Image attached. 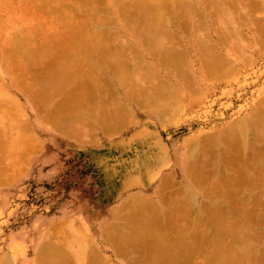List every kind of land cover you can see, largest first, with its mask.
<instances>
[{
	"label": "rangeland",
	"instance_id": "1",
	"mask_svg": "<svg viewBox=\"0 0 264 264\" xmlns=\"http://www.w3.org/2000/svg\"><path fill=\"white\" fill-rule=\"evenodd\" d=\"M122 1H123L122 3L125 2L127 3V1L128 3H130L129 1L132 2V0H127V1L122 0ZM226 1H228V3L225 6H221L222 9H220V11L216 10L215 6L213 7L205 6L209 14L208 15L206 14L207 13L206 10L199 11L196 14V16L192 17V21H193L192 24L188 23L185 17L182 16L177 17L180 19L181 18L186 19V23L193 26L181 27L176 24L177 26L175 27L174 20L172 18L173 16L171 17V15L174 13L172 14L168 13L170 15L169 19L173 23V24L171 22L168 23L169 24L168 28L170 32H172L171 34L169 33L170 37L172 35L171 39L173 43L175 42L173 46L175 47V50H184V49L186 50V51L184 50V52L181 51L183 52L180 55L182 57H180L177 60L176 58L173 59V62L176 60L175 67L179 65L180 68L173 71L174 74L176 73L174 76L178 78L174 76H170L167 70L170 67H166L168 65L164 67L160 66L157 69H155L153 66L158 65L159 62L156 63L157 60L151 56L153 55L152 53L153 50L151 51V48L146 49L145 44L144 43L141 44L140 39L138 38L137 35L134 34L131 35L129 32L124 33L123 32L124 26H118V23H125L124 25H126L127 27L129 26V28L132 25H137L136 21L134 22L133 18H131L132 21L130 20V23L126 22L125 19H123L128 16L129 12L130 14L132 13L135 14L136 11L134 12L132 8L128 10L129 12L125 11L123 13L124 16L126 15L125 17L124 16L121 17L120 15L121 13L119 14V12L121 11L118 10V12L114 13L113 10H110L111 8L105 3V0H97L96 3L95 2L92 3L93 5L95 4L94 5L95 12H92L94 11L93 9L91 10V12L89 11L91 7L93 8V5L91 3L87 4L88 6L85 7H80V6L79 8L77 7L78 9L84 11L88 15V17L91 16L90 17L91 19L96 13H97L96 15L99 16L100 18L104 17L101 14L106 13V16L104 18L111 19V22L112 21L114 22V23L112 22L110 25H107L109 27L106 26L104 32L108 34V32L106 31L109 30L111 32V35L116 32H118L119 35L111 36L110 34H108L110 35L109 36L110 38L109 39H107L108 37L101 38L99 40L101 41L99 42L101 44L98 45L100 47H106L105 45L103 46V44H105L104 42L107 43L109 41L111 43L110 44L108 42L110 45H113V42H116L119 44V46H116L114 48L106 47L107 50L109 49V51L102 52L101 57L103 58V60H111L115 57L118 58L120 57L122 60L124 59L125 61L129 62L133 66V68L137 69L136 71L138 73L137 76H143V75L152 76L151 79L155 80V85L159 89L160 96L163 97L165 101L169 97V99H171L170 100L171 103L173 104L175 103L178 106V108H176L175 105L174 109L171 110V112H167L169 115L168 114L166 115V113L165 115H163V113L162 114H158V113L156 114V112L154 113L152 109H149L150 111H146L147 108L145 106H138L137 103L136 104L134 103L135 99L134 100L131 99V101H129L130 100L129 98L125 100L123 99L121 101V103L125 105L123 109L127 108V106L129 108L127 110V113H126V109L123 111L126 113V114L124 113L125 115H123L122 112L120 111L119 112L120 119L119 121L116 120L118 122L112 123L115 121L113 119L114 121L111 120L110 125L108 123L104 124V125L108 124L111 127L112 126L116 127L115 125L117 123H120L119 126H117L119 130L113 128L114 132L111 131L112 132L111 133L108 129V128L111 129V127H108L107 125L106 126L107 130H104L105 126L102 124H101L102 126L99 125V119L93 120L87 116L86 117L84 116L86 119L85 118L76 119L75 120L76 122L74 121V119L70 120V123L71 122L72 123L70 126L71 128L67 129L68 131L61 126L66 124L68 122V119H66V122L64 121V124L61 121L63 119H59L60 123H62L59 127L58 121H53L50 118L51 111L55 112L56 110L53 109V107L56 104L57 108H59L61 106V104L60 106L58 105L59 100L62 99V97H65V95L67 96L69 94L71 98L70 96H68V98L65 97L66 101L65 102L63 101V103L66 104L68 99L70 102V100H72L73 98V101L75 100L73 104H76L78 103L76 102L77 101L76 99L78 98L80 99V97L77 94L79 89L85 87L82 89L83 91L81 95L82 96L85 95L86 97L87 91L85 92L84 89L86 90L89 89V87H87L88 85L83 86L82 84L81 88L77 87L79 84L76 85L78 80H79L78 83L82 81L80 79L82 74L80 70L82 69V71L83 70L85 71V69L87 68L84 66L85 64L87 65V62L85 63L84 60L87 61L86 58L89 59L88 54L84 53L85 50L83 49L84 51H82L80 49L83 47L85 48L84 42H83L84 45L78 46L77 44H81L82 42H77L78 39L74 38L76 40L75 43L76 45L69 48L68 46L67 48L66 47L63 48L62 47L63 45L61 47L60 45L59 47H57L56 46L57 43L56 45L53 43V45H55L53 47H56L54 52H52L53 50L52 51L45 50V54H43L44 51L43 52L41 51L42 53H38L39 50L38 47L36 48L35 51L33 50L30 51L33 52V55L35 56L34 58L36 60L42 61V63L44 64L46 62H49L51 59H53V56L56 57V54H58L57 52H59L61 49H64L62 50V52L60 51L61 55L60 56L57 55L58 57H60L58 59L61 64L64 59L70 61V58L77 59L79 55L80 57L83 55L82 58H84L83 60L84 64H81L83 63L81 62L80 63L81 69H79V71L75 70L76 72L78 71V74L76 76L73 75V77L75 76L74 77L75 80L72 77V79L74 80L72 82L74 90L71 89V87L65 88L66 91H58L60 90L59 88V89H55L54 90L55 92H53L52 89H49L52 91V97L53 95L55 97L57 96L55 95V93L58 94L57 98L54 97L51 100L48 99L50 97L49 93L51 91L49 92V90H47L43 92L44 94L40 93L41 95L39 94V92L38 93L35 92L36 90L39 91L42 88L37 89L34 87L35 85H39L37 84L38 83L37 81H40V80L36 81V79H34V75H36L37 72V78L38 76H40L41 78L42 77L41 74H44V72H39L40 70L39 71L34 70L41 65L39 64V61H37L38 63L36 62L38 65L36 64L35 66V63L33 65L34 68L33 71L35 72H31V68H29V71L32 74L31 73L29 74L27 72L28 69L25 70L26 71L25 74L22 72L23 70L20 71L16 69L18 67L17 64L20 63L19 61L21 60V63H25L24 60L23 59L17 60L16 58H12V53H10L11 49H13L14 47V45H12L14 42L13 40L14 36L16 35V33L19 32L20 27H27V26L31 27L37 25L41 28L42 26L40 30L42 29L43 30L39 31L40 34L39 32L38 34L36 33L37 34L36 40L39 37L40 39H38V41L41 40L48 41L47 40V38L49 37L48 35H53L57 33L55 32L56 30H58V32H62L63 30H60L58 28L61 27L64 28L63 26L64 22L61 23L62 21H59L58 19H57L58 21L56 19L54 22L50 21L51 18L54 17V13H57V16L59 15L64 16L65 19L66 17L70 18L69 22L72 23L78 22L77 25L81 20H83L82 21L83 23L86 22V19L89 20L90 18L88 17L86 18V16L80 15L82 11L81 12L79 10L77 11L76 6H78L79 4L77 3L78 4L77 5L74 2L70 3L71 1L70 2L63 1V4L69 6L68 7L69 11H67V7L66 9L65 8L63 9L61 7V9H58L54 13L46 12L45 14L38 13L39 14L38 15L35 14L37 13L35 11L33 13V11L31 10L32 8L28 7L27 4L26 6L20 4L21 0H0V23H2L0 25V264H36L35 248L37 247V243H39V241L46 244L45 248L50 247L49 250L47 249L48 252H50V253L47 252L48 254H51V252L53 254L54 253L53 251L55 249L60 251L61 255L63 254L61 256L62 260H60L59 262L61 264L64 263L91 264L90 258L91 256L93 257L94 252L95 253L99 252L98 255H100L99 257H101V259H99L101 263L99 262L98 264H129L133 262L132 258L133 259H135L136 257L138 258V256L140 255L144 256L143 254L145 253H141V252H137L139 254L136 253L134 254V250L132 249L134 248L136 250L137 247L129 248L127 252L129 250L133 252L129 251L130 253L129 252L126 254L124 253L123 254L124 256L118 254L117 252H114L115 250L113 245L111 244V242L108 241V239L106 240V237L103 236V233L100 231L99 224L98 227L96 226V224L103 219V212L101 211L103 202L105 201V203H107L108 200V199L102 200L100 197L102 196L103 193L107 191H110V193H112L113 195V192H115L114 190L116 189L112 187L107 188V187L96 186L103 181H106L107 183H109L110 181L125 183L126 185L125 188L120 190L122 191V194L125 193L124 194L125 196L126 195L127 197L130 196L127 198L126 202L131 197H134L136 199L140 198L139 200L141 201L145 200V198L146 199L148 198L147 200L157 201L158 199L155 196L156 195L155 191L158 189L161 179L163 178L162 176L165 174L164 177H168V179L165 178V181L167 182L170 179L168 182L171 184V186L169 183H168L169 185H167L170 186L169 188L165 186L166 188L163 191L168 192V195L167 193L164 192L163 195H165L166 198L165 200L169 204L170 202L172 203V201L174 200L173 199L170 202L169 200H167V197L172 195L170 193H177L178 196L180 194V190H178L179 188L177 187L181 188L180 184L183 175L181 173L182 165L183 164L187 165L188 162L193 161V158L194 161H197L199 159L195 160V158L200 157L201 159L202 155H204L207 152H211L214 155V156L211 155V158L212 156L215 157L217 162L216 165L217 168H215L216 167L215 165H214L215 167L213 166L214 163L212 164L215 170L218 171L216 173L219 174L221 165H222L221 168H223V174L222 175L219 174L221 176V179L219 181L221 182V180L224 179L226 180L225 181L226 183L227 181L229 182V184L231 182V184H233V186L235 187L236 184L233 182L236 181V177H234L235 181L233 180L229 181V179L231 178L232 175L235 176V174L232 173L234 170L237 169L239 170L238 167L240 166L237 165L240 164H238L239 162H237L236 164L235 161H238V158H241L242 161L244 160L243 156L239 157L240 154H244L242 153L244 151L240 150L242 152L238 155L237 154L238 152L236 151L237 150L239 151L240 148L238 147L237 150H234L236 153L235 154L236 158L234 156V153L233 154L231 153L230 147L232 148L233 151V149H235V147L237 146L234 143L235 135L239 136L238 132L234 128V123L240 120L241 118H245V120H249L251 119L250 116L251 112L258 111L259 113L258 116H260L257 119L259 120L260 118V121L259 122L256 121L257 124L259 125L258 130L261 129L262 127L260 125H263L264 127L263 124L264 121L261 122V119H264V104H263L264 102H262L264 100V0H239L237 3H235L236 0H232V2L230 3L229 1L231 0H226ZM206 3L210 4L208 1ZM19 4L20 6H18ZM73 4H75L74 5L75 9L74 8L73 9L77 11L76 13H80L79 15H77L75 11H74L75 13L74 15L70 13V10H72L71 7H73L70 5ZM96 9L101 14H98ZM132 10L133 12H131ZM92 13L94 14L92 15ZM175 13L180 15L179 10L176 11ZM57 16H55V18H57ZM130 17L132 16L130 15ZM117 19L121 21L118 22ZM180 19L179 21H181ZM52 20L54 19L52 18ZM82 22H80V24H82ZM72 26H74V24ZM194 26L196 28L197 27L199 28L196 29ZM68 28L70 27L68 26ZM48 29L51 30L52 32L48 31ZM70 30L71 29L69 30L66 29V32ZM94 31H96V29H94ZM38 35H40L41 37ZM67 36H64L65 38L63 36L59 38H61L60 39L61 41L63 40L67 41V39L70 40V38H67ZM173 36L175 38H173ZM171 39H169L168 41H170ZM180 40L182 41V43H180L181 42ZM205 40L207 41V46H209V44L213 46V48H210L212 52L211 55L218 56V58L215 57V59L218 64L221 63L218 66L217 72L213 77H209V73H211L209 66H207L206 64L205 66L200 65L201 61L200 60L198 61V56H197L200 54L194 55L193 52L191 51L194 50L195 48L194 45H198V47H200L201 45L200 41L203 42ZM168 41L164 43L168 44L167 43ZM197 41L199 43H197ZM121 42L123 43L122 47H121ZM212 42L214 45L212 44ZM53 47L51 46V48ZM65 51H67L68 54L65 53ZM97 51H100V49H97ZM76 52H78V54ZM65 54H67V59L65 58L66 56H64ZM207 54H205L204 56H207ZM82 58L80 59L78 58L77 60H82ZM28 63H27L28 66L33 64L32 62L30 64ZM84 67L85 69H83ZM20 72H22L23 74L21 73L19 75ZM94 74H96V76L98 75L97 73ZM106 74H99L100 76L98 75V77H100L104 81V83L107 84L108 79L106 78L107 77ZM30 75H32V77ZM47 75L49 74H44L43 76L46 77ZM92 75L93 74H91V76ZM83 78L84 77H82V79ZM31 79H33L35 82H33V80ZM18 80L19 81L22 80V81L19 82ZM24 80H26L25 83H23ZM20 83L21 84L23 83V85H21ZM29 83L33 85L29 86ZM109 84H108L109 87L113 88L111 83ZM71 90L73 91L71 92ZM118 90L115 91L114 93V90L111 89L112 92L111 99L112 98L117 99L121 95L122 93L121 90H123V88H121V90L120 89ZM76 91L77 93H75ZM47 92H49L48 97H46L47 95H45ZM79 92L81 93V91ZM42 95H44L45 98H47L48 100H50V102L51 101L52 102L51 103L47 102L48 100L46 99L45 102L42 103L41 101H44L42 99L40 101L41 103L38 106L39 103L38 97L41 98L43 97ZM73 95L76 96V98ZM33 97L37 99H34ZM89 97L87 95V97L85 98V102L87 100V102L92 103L93 102L92 98L90 99ZM34 101L37 103H35ZM82 101L80 100L81 103H79L78 105L79 107L83 105ZM46 102L48 104H46ZM63 103L62 105H64ZM40 110L44 111L45 113L41 115L38 114ZM46 114L48 116L44 118L43 116H46ZM123 116L124 118L122 119L121 117ZM253 120L255 122L256 119ZM73 121L75 123H73ZM120 121L125 124L123 123L121 124ZM108 122H110V120ZM56 124H58V127L55 126ZM255 124L254 126H256ZM55 128L58 131L65 133L66 135H68V133L73 131L74 133L71 132L70 134H73L72 136H75L76 140L55 131ZM256 128L252 127L248 129L251 140L253 139L251 135L252 134L254 135L253 141H255L256 139H257L256 141H258L261 138H264V135L261 134L263 129H261V132L259 133L260 130L255 131ZM98 129L100 130L103 129L104 130L103 133L106 134L108 138L103 139L99 135V132L97 131ZM83 131H86V133L80 137L76 136ZM105 131H107L109 134L105 133ZM70 134L69 136H71ZM230 138L232 142H228V139ZM261 141L262 143L254 142L250 146H253L255 143H257V146L258 144H261L260 146H262L264 143V139H261ZM250 143H252V141ZM233 145L236 146L233 147ZM258 147L257 148L255 147L256 150L258 149L257 152L259 153L261 152L264 155V152H262V148L264 147V145L263 147H261V149ZM249 148L250 149L248 150L251 151H253L252 149H255L253 147L252 149L251 147ZM226 150L227 151L229 150L228 152H230V154L227 153ZM254 154H255L254 156L257 157L259 155L256 152H254ZM228 155L229 156L231 155V157H229ZM206 156L210 157V155H206ZM206 156L203 157L206 159L207 158ZM220 156L224 158L222 157L220 158ZM262 156H259V158ZM227 157L229 159L231 158L232 160L237 159L233 161V163L235 164H232L233 167L236 165L237 168L230 167L231 159L227 160L226 159ZM257 157L253 158V160L256 158L255 159L256 164H254V162L251 161L252 162L251 164H254L256 166L249 165L250 161L247 160L249 164L246 163V165L251 166L252 171H250L251 170L250 168L246 167L248 170L246 169L245 172L250 171L251 173L248 172L249 176H247L248 174L246 173L244 174H246V176L249 178H251L252 175L254 176V174L257 173L256 169L258 167L259 169L260 167L261 169L264 168V156L262 159L260 158L261 160L257 159ZM204 158L203 160H205ZM162 159L164 162L161 161ZM222 159H226L230 163L228 165L227 163L226 165H224V163L221 162ZM251 159L252 158H250L249 160ZM258 160L260 163L257 162ZM197 162H193V163L197 164ZM201 162L202 161L200 160V163ZM244 162L245 161H243V163ZM193 163L191 162V164ZM218 163L219 164L221 163V165H218ZM199 165L201 166V164ZM203 165L205 167L207 163ZM208 165L211 166L210 164ZM208 165L206 167H209ZM243 165H245V163ZM204 167H201L202 169H199L198 167L196 168L197 169L196 171L200 170V172H198V174L200 173L199 174L200 176L198 177L201 176L203 177L205 176V178L208 177L207 178L208 181L210 180L212 181V179L213 181L219 179L218 178L219 175L216 176V173H214L216 178L213 177L214 175L211 177L208 174L212 179L209 178L207 173H210V171L208 172L206 170L208 168L205 167L204 169ZM229 167L233 169V171L230 172ZM190 168H192V166ZM214 168L211 169L209 168V169L214 170ZM51 169L55 170V173L48 171ZM259 169L258 171H262ZM190 171L192 172L193 170L191 169ZM237 172L239 174L240 171ZM263 172H261V176ZM45 173L46 176L44 175ZM203 173H206V175L205 174L203 175ZM194 174L191 173V175ZM212 174L213 173H211V175ZM230 174L232 175L230 176ZM258 175L260 176V174ZM222 176L224 178H222ZM256 178H258V176ZM248 179L246 181L247 182L250 181L253 184L255 178L253 181L251 179L249 180ZM201 180L204 179L201 178ZM257 180L258 179H256L257 182L256 184H258L259 186L258 182L260 181V179L259 181ZM262 180H264V178ZM246 181L245 184L242 185V187L243 186L246 187L247 184L248 185L250 184V182L247 183ZM176 184L179 185L177 186ZM223 184L221 185L220 183L222 188L224 187ZM239 184L241 185V182H239ZM240 185L238 186L239 188ZM253 185L256 188L255 191L250 190L252 187H246L245 191L246 190L248 191L247 192L244 191V192L250 195L246 194L247 195L246 196L244 192L238 193L239 194L238 196L240 197L242 195L243 196L241 198L237 197V201L241 203L243 208V204L245 203L244 201L246 199H247L246 202L249 201L250 198L256 200L254 201L253 199H251L252 206H251V200L250 202H247V205L249 203V207L251 206L250 212L252 211L254 215L257 214L259 217H261L260 220L259 217L257 216L258 219H256V217H253L254 220L252 219L251 221V219H249L251 218V216L250 217L248 216L249 220L247 221L246 219V221L245 220L244 221L245 222L251 221L250 226L254 227L252 229L256 231L252 230L250 227V229L253 232V236L249 235V237L250 236L251 238L256 237L257 239L258 237L257 235L264 231V216L262 217V214H264V202H263L264 183L262 182V184H260L261 185L260 188L257 185H255V182ZM173 189L175 190L174 192ZM243 190L244 189H242V191ZM142 193H147L146 194L147 196L146 195L144 196V194ZM119 195H121V193ZM227 195H226V199H224L223 201L226 200L230 201L231 198L229 199L228 197L230 196ZM222 196L225 197V195ZM243 197L245 198L243 199L244 201L241 200ZM165 200H163V202H165ZM175 200L174 202L179 201L180 203L181 201L180 196H179V200L178 199L176 201ZM139 202L138 200L136 201V203L138 204ZM239 203L237 202L236 204L234 202V205L236 204L235 206L237 205L240 206ZM161 207L164 208L162 204ZM246 207L247 210H249V207L248 206ZM253 207L254 210H252ZM238 209L241 210V207ZM238 209L237 211L241 212ZM242 212L239 214H242ZM250 212L249 214H246L245 212L244 213L246 215H253L252 212L251 214ZM176 213L174 214H176L177 216L181 215L180 212H176ZM239 214L238 216L235 217L236 220L239 217ZM245 214L242 215L243 218L244 216H246ZM167 215L168 216L166 217L165 215V217L169 218L170 214L167 213ZM109 216L110 219L103 220V222L112 221L113 215L109 214ZM194 216L195 215H192L191 218H194ZM173 217L167 220H171L172 222H174L175 219L173 220L172 219ZM175 218H176L175 222L176 221L180 222L182 219L181 218L177 220V217ZM241 219L237 220L238 224L240 225H241L240 223ZM228 220L225 222H228ZM255 225L258 227H255ZM259 225L262 227H259ZM52 228L55 230H53ZM238 228H239L238 231H242V229L244 231L249 230L248 225L247 227L246 225L244 227L245 229L248 230H245L242 227H238ZM165 229L166 227H163L164 233L165 234L168 233L167 236L176 235L175 231H171V229L170 230L168 229L169 231L168 232ZM172 230H176V229H172ZM240 233L242 235V233L244 232H240ZM247 234H249V232L248 233L246 232L245 235L243 234L244 236H242L241 238L242 239L243 237L246 238L245 236H248ZM254 234L256 236H254ZM227 236L228 238H226ZM227 236L223 238L225 239L224 242L222 239L223 244H225L227 241V243H229L233 247L237 246L239 249L242 248L240 247L243 246L241 245L240 240L238 242L240 244L235 245L237 241L234 243V240H236L237 238L235 237L236 239H231V237L234 238L233 235L232 236L227 235ZM176 237L177 236H173L174 239H176ZM239 237L240 236H238V238ZM249 237H247L248 240H250ZM261 239H262L261 241L260 240L258 241L257 239V242L250 241L249 244L247 241L246 243L247 245L244 244L243 249L247 250L249 249V247L256 248V246H258L257 249L255 250L258 249L260 250L263 248L262 250L264 251V234L261 236ZM227 243L226 245L230 246ZM224 249L226 248L224 247ZM233 249L234 252H236L235 251L236 249L235 248ZM47 250H44L42 252L46 253L45 251ZM250 250L245 252L243 250L241 252V249L239 250L241 253L243 252L245 253L244 258L243 256H241V253H239V251L237 252L239 253L237 254V256L240 255L242 257L241 259V257L238 256V259H240V261L242 260L243 264H245L247 261L245 259V256L246 258H248V261L251 259V261L249 262H252L253 257L257 254V253L253 254L255 252L251 250L253 257L249 259L248 252ZM136 251H138V249ZM260 251H257L258 252V254L256 255L257 258H259L258 255L260 256L261 254L263 255V252L260 253ZM115 253H117L118 255ZM249 253L251 256V252ZM195 255L193 256L192 260L195 261L196 264H202L203 261L205 262V259L203 257L204 255L203 256L198 255L196 257ZM234 255H235L234 258L237 261L236 253ZM261 257L260 259H263L261 263L264 264V258ZM140 258L139 260H141ZM257 258L256 260H253V262L256 264L258 261H260L257 260ZM239 263L240 262L237 263L235 262L234 264H239Z\"/></svg>",
	"mask_w": 264,
	"mask_h": 264
},
{
	"label": "bare ground",
	"instance_id": "2",
	"mask_svg": "<svg viewBox=\"0 0 264 264\" xmlns=\"http://www.w3.org/2000/svg\"><path fill=\"white\" fill-rule=\"evenodd\" d=\"M63 1L65 2V1H68V2H70V3H72V2H74V3H78L77 5L78 6H76V9H77V11L79 10L80 12L82 11L81 9H78L79 8V6L80 7H85V6H88L87 4H92V3H96L97 2V0H21V2H20V4H22V5H24V6H26V4L28 5V7H31L32 9V11H33V13H34V11L35 12H37V13H35V14H45L46 12H51V13H54V12H56L58 9H61V7L64 9H66V7H67V11H69V9H68V7L69 6H67L66 4H63ZM125 1V0H124ZM127 1V0H126ZM209 2L210 4H207L206 2ZM239 0H236L235 1V3H237ZM123 1L122 0H105V3L111 8H109L110 10H113V12L114 13H116V12H118V10H120L121 12H119V14L121 15V17H123L124 16V12L125 11H128L130 8H132L133 10H134V12H135V14H130V12H129V14H128V16L126 17V18H123V19H125V21L126 22H129L130 23V20H131V18H133L134 19V22L136 21V23H137V25H132L130 28H129V26L127 27L126 25H124L125 23H118V26H124L123 27V32L125 33V32H129L131 35L132 34H134V35H137L138 36V38L140 39V42H141V44L142 43H144L145 44V46H146V49L147 48H151V51L153 50V55H151L152 57H154L157 61H156V63H158V65H154L153 67L155 68V69H157L158 67H160V66H162V67H164V66H166V65H168V66H166V67H170L169 69H167L168 70V72H169V74H170V76H174L175 74L173 73V71L174 70H176V69H180L179 68V65L177 66V67H175V61L177 60V59H179L180 57H182V56H180L181 55V53H183L184 52V50H175V47L173 46L174 44H175V42L173 43V41H172V39H171V37H172V35H171V37H170V34L172 33V32H170V30H169V24L168 23H170L171 22V20L169 19L170 18V15L169 14H172V13H174V14H172L171 15V17L173 18V20H174V25H175V27L178 25V26H181V27H184V26H193V25H189V24H187L186 23V19H187V22L188 23H190V24H192V17L193 16H196V14L199 12V11H204V10H206L207 8L206 7H213V6H215L216 7V10H218V11H220V9H222V7L221 6H225L227 3H228V1H226V0H132V2L131 1H129L130 3H128V1H127V3L125 2V3H122ZM230 2H232V0L231 1H229V3ZM20 4L18 5V6H20ZM61 5H63V6H61ZM74 5L75 4H73V5H70V6H73V7H71L72 8V10H70V13H72L73 15L77 12L76 10H74L75 9V7H74ZM82 5H84V6H82ZM93 5V4H92ZM95 5V4H94ZM93 5V8L91 7V9L89 10L90 12H91V10L93 9L94 11H92V12H95V6ZM37 6V7H36ZM65 6V7H64ZM206 6V7H205ZM78 7V8H77ZM201 7H204V8H201ZM74 8V9H73ZM109 9H107V10H109ZM97 10V9H96ZM133 10L131 11V12H133ZM179 10V13H180V15L179 14H177V13H175L176 11H178ZM244 10V9H243ZM31 11V12H32ZM64 11V10H63ZM71 11H73V12H71ZM74 11H75V13H74ZM123 11V12H122ZM31 12H29V13H31ZM89 12V13H90ZM97 12H98V14H101V13H99V11L97 10ZM107 12H109V11H107ZM127 12V13H128ZM206 12H207V10H206ZM28 13V14H29ZM83 13H85L84 11H82V13L80 14V13H76L77 15H84V16H86V18L88 17V15L86 14H83ZM113 13V14H114ZM169 13V14H168ZM38 14V15H39ZM94 13H92V15H93ZM97 14V13H96ZM96 14H94V16L92 17V19L90 18V17H88V18H90L89 20H87L86 19V22H82L83 20H81L80 22H82V24H80V22H79V24L77 25V23L75 22H69L70 21V18H68V17H66V19L64 18V16H62V15H59V16H57V13H54V17H52L54 20H52V18H51V20L50 21H55V19L57 20H59V21H62L61 23H63L62 25L64 26V28L63 27H61V28H58V29H60V30H63L62 32H58V30H56L55 32H57V33H55V34H53V35H48L49 37L47 38V40L48 41H44V40H41V41H38V39H40L39 37H38V39L36 40V37H37V34H38V32L39 31H42V30H40L41 28H42V26H41V28L39 27V26H31V27H29V26H27V27H20V29H19V32L18 33H16V35L14 36V42H13V44L12 45H14V47H13V49H11V52L10 53H12V58H16L17 60H19V59H23L24 60V62L25 63H21V60L19 61L20 63H18L17 64V68L16 69H18V70H20V71H22L23 73H25L26 74V71L25 70H27L28 69V73L30 74L31 72H35V71H39V72H44V74H49V75H47L46 77H44L43 75L44 74H41L42 75V77L40 78V76H38V78H40V79H38L37 78V72H36V75H34V79H36V81L37 80H40V81H37L38 83L37 84H39V85H35L34 87L35 88H37V89H41V90H39V91H35V92H39V94L41 93V94H44L43 92H45V91H47V90H49V89H52L53 90V92H55L54 90L55 89H59L60 88V90H58V91H66L65 90V88H67V87H71V89H73L74 87H73V84H72V82L75 80L74 79V77L78 74V71H79V69H81V64H84V61H85V63L87 62V65L85 64L84 66L85 67H87L86 69H85V67L83 68V69H85V71H84V73H83V71H82V69L80 70L81 72H82V74H81V72H80V74H81V77H80V79L82 80L80 83H78L79 82V80H78V82H77V84L76 85H78L77 87H79V88H81V86H82V84H83V86L85 85V86H87V87H89V89H84L85 90V92L87 91V93H86V97H87V95H88V97L91 99L92 98V103L91 102H87V100H86V102H87V105H86V102H85V95L84 96H82L81 94H82V89L83 88H85V87H82V89H79V91H81V93L78 91V93H77V91L75 92V93H77L78 94V96L80 97V99L78 98V99H76L77 101L76 102H78V103H76V104H73L74 103V101H73V98H72V100H70V102H69V99H68V101H67V103L65 104V103H63V101L65 102L66 101V99H65V97L66 98H68V96H70L69 94L66 96L65 95V97H62V99H60L59 100V106H60V104H61V106L59 107V108H57V106H56V104H55V106L54 107H56V108H54L53 107V109H56L55 110V112L54 111H51V113H50V118H51V120H53V121H58V123H59V127H60V125L62 124V123H60V120L59 119H63V120H61L62 122H63V124H64V121L66 122V119H68V122L66 123V124H64V125H61L62 127H64L66 130L67 129H70L71 127V123H70V120H73L74 119V121L76 120V119H84L86 116L87 117H89V118H91V119H93V120H95V119H99V125H104L105 123H108L109 125L111 124V120L112 121H114V122H112V123H115V122H118L119 121V119H120V116H119V112L121 111L122 112V114L123 115H125L126 113H127V110L129 109L128 108V106H127V108H124L123 109V107L125 106L124 104H122L121 103V101L124 99H130L129 101H131V99L132 100H134L135 99V101H134V103L136 104L137 103V105L138 106H145L146 108H147V110L146 111H150L149 109H152L153 111H154V113L156 112V114L158 113V114H162L163 113V115H165V113H166V115L168 114L167 112H171V110H173L174 109V106L176 105L175 103L173 104V103H171V99H169V97H168V99L165 101V99H163V97H161L160 96V94H159V89H158V87L155 85V80H153V79H151L152 78V76H147V75H143V76H137L138 75V73L136 72L137 71V69H135V68H133V66L129 63V62H127V61H125L124 59L122 60L120 57L118 58V57H115V58H113V59H111V60H103V58L101 57V55H102V52L104 51V52H106V51H109V49L107 50V48L106 47H116V46H119V44L118 43H116V42H113V45H110L108 42V44L106 43V42H104L105 44H103V46L105 45L106 47H100L99 45L101 44V43H99V42H101V41H99L101 38H103V37H108L107 39H109L110 37V35H111V32L108 30V31H106V32H108V34H110V35H108L107 33H105L104 31H105V28H106V26L107 25H110L112 22H111V19H107V18H104L105 16H106V13L104 14H101L102 16H104L103 18H100L99 16H97ZM108 14V13H107ZM123 14V15H122ZM207 15L209 14L208 12L206 13ZM33 15V14H32ZM89 15H91V14H89ZM109 15V14H108ZM130 15L132 16V17H130ZM34 16V15H33ZM55 16H57V18H55ZM97 16V17H96ZM101 16V17H102ZM126 16V15H125ZM124 16V17H125ZM179 16H182V17H185L186 19H184V18H177V17H179ZM99 17V18H98ZM108 17V16H107ZM120 17V16H119ZM32 18V17H31ZM67 19H69V20H67ZM120 19V18H119ZM119 19H117L118 20V22L119 21H121V20H119ZM179 19L181 20V21H179ZM57 20V21H58ZM116 20V19H115ZM72 21V20H71ZM123 21V20H122ZM132 21V20H131ZM106 22V23H105ZM107 22H108V24H107ZM116 22V21H115ZM65 23H66V25H65ZM114 23V22H113ZM117 23V22H116ZM115 23V24H116ZM172 23V22H171ZM2 23H0V25H1ZM68 24H74V26H70V25H68ZM122 24V25H121ZM133 24V23H132ZM173 24V23H172ZM177 24V25H176ZM54 25H55V23H54ZM2 26H5V25H2ZM1 26V27H2ZM68 26L70 27V28H68ZM86 26V27H85ZM167 26V27H166ZM198 26V25H197ZM37 27V28H36ZM107 27H109V26H107ZM195 27V26H194ZM67 30H69V29H71L70 31H67L66 32V29ZM168 28V29H167ZM196 28V27H195ZM199 27H197L196 29H198ZM37 29H39V30H37ZM50 29H51V27H50ZM74 29V30H73ZM94 29H96V31H94ZM98 29V30H97ZM187 29V28H186ZM190 29V28H189ZM59 30V31H60ZM64 30H65V32H64ZM91 30H93V31H91ZM194 30V29H193ZM48 31H51V30H49L48 29ZM89 31H91V32H89ZM195 31V30H194ZM196 31H198V30H196ZM52 32V31H51ZM64 32V33H63ZM193 32V31H192ZM37 33V34H36ZM42 33V32H41ZM46 33H48V32H46ZM90 33V34H89ZM170 33V34H169ZM39 34H40V32H39ZM174 34V33H173ZM68 35V36H67ZM113 35H119V33L118 32H116V33H113L111 36H113ZM38 36H40V35H38ZM51 36V37H50ZM64 37V36H67V38H70V40L69 39H67V41H61L60 39L61 38H59V37ZM41 37V36H40ZM47 37V36H46ZM59 38V39H58ZM65 38V37H64ZM78 39V41L77 42H82L81 44H77L78 46H80V45H84L85 46V48L83 47V48H80L82 51H84V53L85 54H88V56H89V59L88 58H86L87 59V61L86 60H84V58H82V56L80 57V55H79V59L80 58H82V60H77L76 58L75 59H71L70 58V61H68V60H63L62 61V64L59 62V59L58 58H60V57H58L57 55H61V52H62V50H64V49H61L59 52H57L58 54H56V57H54L53 56V59H51L49 62H46L45 64L44 63H42V61H39V60H36L34 57V55H33V52H30L31 50H33V51H35L36 50V48L38 47L39 48V50H38V53H42L43 51H44V53L43 54H45V50H49V51H52V52H54V50H55V48L56 47H53V46H55L56 45V43H57V47H59V45H60V47L62 46L63 48H67V46H68V48L69 47H72V46H75L76 44V40L75 39ZM173 38H175L174 36H173ZM45 39V38H44ZM65 39V40H66ZM88 39V40H87ZM169 39H171L170 41H168ZM51 40V41H50ZM59 40V41H58ZM75 40V41H74ZM82 40V41H81ZM106 40V39H105ZM166 41H168L167 43L168 44H165L164 42H166ZM175 41V40H174ZM181 41V40H180ZM202 41V40H201ZM200 41V47L202 48H200V47H198V45H194L195 46V48H194V50H191L192 52H193V54L194 55H197V54H200V55H197L198 56V61L200 60L201 61V63H200V65L202 66V65H204L205 66V64L207 65V66H209V68H210V71H211V73H209V77H213L214 75H215V73L217 72V68H218V66L221 64H218L217 63V61H216V59H215V57L216 58H218V56H212L211 55V50H210V48H213V46H211L210 44H209V46H207V41L205 42V41H203V42H201ZM209 41V40H208ZM63 42V43H62ZM83 42H84V44H83ZM205 42V43H204ZM53 43L55 44V45H53ZM61 43V44H60ZM180 43H182V41L180 42ZM179 43V44H180ZM197 43H199L198 41H197ZM89 44V45H88ZM99 44V45H98ZM107 44V45H106ZM122 42H121V47H122ZM177 44V43H176ZM203 44V45H202ZM212 44H213V42H212ZM214 45V44H213ZM51 46L54 48H51ZM211 46V47H210ZM50 48V49H49ZM77 48H79V47H77ZM84 49V50H83ZM97 49H100V51H97ZM70 50V49H69ZM77 50H79V49H77ZM80 50V51H81ZM42 51V52H41ZM81 51V52H82ZM181 51H183V52H181ZM186 51V50H185ZM209 51H210V54H209ZM207 52H208V54H207ZM65 53H67V51H65ZM77 54H78V52H76ZM83 53V52H82ZM81 53V54H82ZM151 53V52H150ZM207 54V56H204L205 54ZM68 54V53H67ZM67 54H65L64 56H66L65 58L67 59ZM186 54V53H185ZM184 54V55H185ZM37 56V55H36ZM62 56H63V54H62ZM85 56V55H84ZM187 56V55H186ZM202 56H204V57H202ZM201 57V58H200ZM176 58V60L173 62V59H175ZM184 58V57H183ZM7 59H10V58H7ZM33 59H35V60H33ZM202 59V60H201ZM26 60V61H25ZM27 60H29V61H27ZM46 60V59H45ZM45 60H43V61H45ZM84 60V61H83ZM37 61H39V64H41L40 66H38V68L37 69H34L33 68V65H34V63H35V66H36V64L38 63ZM9 62V61H8ZM28 62H32L33 64H31V65H27V63ZM37 62V63H36ZM81 62H83V63H81ZM30 63H28V64H30ZM71 63V64H70ZM81 63V64H80ZM43 64V65H42ZM160 64V65H159ZM38 65V64H37ZM80 65V66H79ZM34 66V67H35ZM73 66H75V67H73ZM83 66V65H82ZM20 68H23V69H20ZM29 68H31V72L29 71ZM12 69H15V68H12ZM33 69L35 70V71H33ZM75 70H78L77 72L75 71ZM17 71V70H16ZM132 71V72H131ZM22 72H20L19 73V75L22 73ZM39 72H38V75H39ZM131 72V73H130ZM167 72V73H168ZM171 72V73H170ZM22 73V74H23ZM27 73V74H28ZM94 73H97L98 75L99 74H106V73H109V74H106V78L109 80H107V84L106 83H104V81L100 78V77H98V75L96 76V74H94ZM32 74V73H31ZM33 74H35V73H33ZM91 74H93L92 76H91ZM72 75V76H71ZM73 75H75L74 77H73ZM82 75H84V76H82ZM27 76V75H26ZM25 76V77H26ZM31 77H32V75H30ZM36 76V77H35ZM100 76V75H99ZM22 77V76H21ZM72 77H73V79H72ZM82 77H84L83 79H82ZM101 77H102V75H101ZM174 77H176V76H174ZM106 78H104V79H106ZM176 78H178V77H176ZM183 78V77H182ZM29 79H30V77H29ZM31 80H33V79H31ZM72 80V81H71ZM19 81V80H18ZM22 81V80H21ZM21 81H19V82H21ZM25 81L26 80H24V82L23 83H25ZM33 82H35L34 80H33ZM32 82V83H33ZM111 83V85H112V87L113 88H110L109 87V83ZM17 83V82H16ZM23 83L21 84V85H23ZM31 83V82H30ZM29 83V86L31 85ZM28 84V83H27ZM36 84V83H35ZM109 84V85H108ZM20 85V86H21ZM33 85V84H32ZM31 85V86H32ZM18 86V85H17ZM25 86H28V85H25ZM40 86V87H39ZM62 87H63V89H62ZM24 88V87H23ZM121 88H123V90H121ZM111 89L112 90H114V93H115V91H117L118 89H120L121 91H122V93H121V95L117 98V99H114V98H112L111 99V94H112V92H111ZM74 90V89H73ZM73 90H71V92L73 91ZM40 91H42V92H40ZM51 90H49V92H50ZM57 91V90H56ZM70 91V90H69ZM34 92V93H35ZM49 92H47L45 95H47L46 97H48V93ZM118 92H119V90H118ZM75 93H72V94H75ZM40 94V95H41ZM50 94V97L48 98V99H52V98H54L55 96L53 95V97H52V91L49 93ZM54 94V93H53ZM61 94H63V93H61ZM83 94H85V93H83ZM55 95H57L58 96V94L57 93H55ZM119 95V94H118ZM43 97H38L39 98V103H38V106H39V104L42 102H45V100L47 99V98H45L44 97V95H42ZM57 96L55 97V98H57ZM64 96V95H63ZM74 96V95H73ZM37 97V96H36ZM75 98H76V96H74ZM115 97V96H114ZM34 99H37V98H35V97H33ZM70 98H71V96H70ZM89 98H88V100H89ZM165 98V97H164ZM44 100V101H41V100ZM47 99V100H48ZM64 99V100H63ZM50 100H48L47 102H50ZM79 100V101H78ZM80 100L82 101V100H84V101H82V103H83V105H81V107H79L78 105H79V103H81L80 102ZM35 101H38V100H35ZM34 101V102H35ZM41 101V102H40ZM91 101V100H90ZM46 102V104H48ZM52 102V101H51ZM50 102V103H51ZM64 104V105H62V103ZM106 102V103H105ZM126 102V101H125ZM133 102V101H132ZM262 102H264V100L262 101ZM261 102V103H262ZM35 103H37V102H35ZM89 103H91V104H89ZM264 104V103H263ZM42 105V104H41ZM43 105H45V104H43ZM75 105H77V106H75ZM132 105V104H131ZM48 106V105H47ZM104 107V108H103ZM145 108V109H146ZM176 108H178V106L176 105ZM175 108V109H176ZM52 109V110H53ZM121 109H123V110H121ZM126 109V113L125 112H123L124 110ZM260 110V109H259ZM46 111V110H45ZM129 111H131V110H129ZM36 112V111H35ZM38 112V111H37ZM40 112H42V113H40ZM40 112H38V114H44L45 112L44 111H41L40 110ZM54 112V113H53ZM125 113V114H124ZM48 114V113H47ZM46 114V116H43L44 118H46L48 115ZM172 114V113H171ZM169 115V114H168ZM259 115V113H258V111L257 112H251V119H249V120H245V118H241L240 120H238L237 122H235L234 123V128H235V130L238 132V134H239V136H237V135H235V144L237 145H233V147H235V149H233V151L234 150H237L238 149V147L240 148L239 149V151L237 150L236 152H238L237 154L239 155L242 151H240V150H243L244 152H242V153H244V154H240L239 155V157L240 156H243V161H245L244 163H245V165H243L244 163H243V161L241 160V158H238V161H235V160H237V159H235V160H232L231 158V160L227 157L226 159L227 160H230V162L229 161H227L226 159H222V160H224V161H222L221 160V162H223L224 163V165H226V163H227V165L230 163V167L232 168L233 167V165L232 164H237V162H239L238 164H240V165H237V166H240V167H238L239 168V170L237 169V170H234L233 171V169H231L230 167V169H229V171L231 172V171H233L232 173L233 174H235V176L234 175H232V174H230V176H231V178L229 179V181L231 180H233V181H235L234 179V177H236V181L235 182H233V183H235L236 185H235V187L233 186V184H231V182H230V184H229V182L227 181V183L225 182L226 180H221V182L219 181L220 179H221V176L220 175H222L223 174V168H221L222 167V165H221V163L219 164L218 163V165H221L220 166V170L222 171V173H221V171L219 170V174L218 173H216V172H218L217 170H215V168H217V162H216V158L215 157H213L214 155H213V153H211V152H207V153H203L204 155H202V153H201V159H200V157H198V158H195V160H197V159H199V160H197V161H194V158H193V161H191L192 163L193 162H197V164L196 163H193V164H191V162H188L187 163V165L185 164V166H187V167H189V172L187 171V173H189L188 174V176H190L189 177V179L195 184V186L197 187V184H199V183H201V184H199V185H202V186H204V185H206V187H207V185L208 186H210V184H211V182H209L208 180H207V178L208 177H206L205 178V176L203 177V176H201V177H198V176H200L199 174H198V172H200V170H198V171H196L197 169V167L199 168V169H202L201 167H204V165L203 164H205V163H207V165L208 164H210L211 166H212V164H213V166L215 167H211V166H209V167H206L207 165H205V167L206 168H208V169H206L208 172L210 171V173H207V175L209 174L211 177L214 175V173H216V176L217 175H219L218 176V178L219 179H216V180H214L213 181V179L209 176V178H211L212 179V186H210V187H208V188H210V189H214V188H216V190L218 189L217 187H219L220 186V183H221V185L223 184V188H222V186L221 187H219L220 188V190H218V191H216L215 190V192H217L216 194L218 195H220L221 197H224V196H222V194L223 195H225V197L223 198V200L224 199H226V195L227 196H230V197H228L229 199L230 198H232V199H230V201H231V203H233L232 204V206L230 207V206H228V205H230V204H228L230 201H227L228 203H226V205L228 206V208H227V210H225V211H227L226 213H227V215L226 214H224L225 212H223V211H220V209L221 210H223L222 209V207L221 208H219V206H218V208H215V209H219V210H216L215 212H213L212 211V213H210L209 215H214V218L213 217H211L209 220L210 221H207L206 219V221H204V219H203V222H206V225L207 226H205V224L202 222V216L199 214V213H197L198 214V217L200 218L201 217V220L199 219V221L198 222H200L201 221V224H203L204 226H203V228L204 227H206V230H207V233L209 232L208 231V229L210 230V235H209V233L207 234L206 233V230H204V229H202V228H199L200 227V223L197 225V216L195 217V218H193V219H195L194 220V222H195V224L198 226H196L197 228H199V230L201 231V229L202 230H204V231H201V233L202 232H204V233H199L200 234V240L201 239H205L203 236H204V234H207L205 237H206V239H205V241H207L206 243L202 240L201 242L200 241H198L197 240V238L195 237V241H196V243L195 244H201V245H194V247H193V250H192V246H191V243L192 242H189L188 243V240H187V237H188V234H187V231L189 230V227L191 228V226L190 225H188L187 224V222L190 224V223H192V221H193V219H192V221H191V219L189 220L188 218H190L189 216H191L192 215V213L190 212L189 213V216L187 217V216H185V217H187V218H185L183 215L184 214H182L181 213V211H179L178 210V212H180V216H177L176 214V212L174 211H170V209L171 208H168V207H170L171 206V202L170 201H172V197H169V199H168V197H167V200H169V204H168V202H166V198H165V195H163L164 193H167V195H168V192H164L163 190L166 188V187H170L171 186V184L167 181H165V178H167L168 179V177H164L165 176V174L162 176L163 178L161 179V182H160V184H159V187H158V189H157V191H156V197H157V201H155V200H147L146 198H145V200H143V201H141V200H139L140 198H138V199H136V198H134V197H131V198H129V202L127 201H123L118 207H115V209H114V211H112L113 212V216H112V219H113V224L112 225H109V223L107 222V221H102V222H100L99 223V228H100V231L103 233V236L104 237H106V240L108 239V241L109 242H111V244L113 245V247H114V252H117L118 254H121L122 256H124L123 254L125 253H128L129 251L130 252H133V251H131V250H129L128 252H127V250L129 249V248H133V247H137V249H138V251H136L134 248L132 249V250H134V254L136 253V254H139V253H137V252H141V253H145V254H143L144 256H138V258L136 257L135 259H137V260H135V259H133L132 258V263H129V264H186L187 263V261H188V259H189V261H190V259L192 258V257H188L190 254L188 253V249L190 250L191 249V251H189L192 255H195V257L196 256H203L204 257V259H205V262L203 261V263L202 264H209L208 262V260H210L211 262H210V264H234L235 262L237 263V262H240L239 264H241V262H242V260L240 261V259H238V256H240V255H238L237 256V254H239V253H241L242 252V250L245 252V251H248V250H252V251H254L255 253H253V254H258V252L257 251H260V250H262V249H258V250H255V249H257V247L258 246H256V248H250L249 246V249H247V250H244L243 249V247H244V244H246L247 243V241H248V244H249V242L250 241H255V239H256V237L254 238V237H252L251 238V236H253V232H252V230H254V229H252V228H254V227H251L250 226V222L252 221V219H253V217H256V219H258V215L257 214H253V212H252V214L253 215H246V214H249V212H250V207L252 206V200L251 199H253V198H250V200H251V206L249 207V203H248V205H247V202H250V200L249 201H247L246 202V200L244 201L243 199H245L244 197L241 199L242 201H244L242 204H243V208H242V205H241V203H239V201H237V197H240V196H238L239 194L238 193H243L244 191H245V189H246V187H252V188H254V189H250V190H253V191H255V187H254V182H255V185H257L258 186V184H256L257 182H256V179H258L257 181H259V179H260V181L258 182L259 183V188H260V184H262V182L264 183V180H262L263 178H264V168H262L261 169V167H260V169H259V167L256 169L257 170V173L256 174H254V176L252 175V177L251 178H255V180H254V178L253 179H251V178H249V177H247V176H249V173L248 172H250V171H252V168H251V166L252 165H254V164H256V161H255V159L253 160V158L254 157H257V156H254L255 154H254V152H256L257 154H259L258 155V157H257V159H262L263 158V153H259V152H257V150H256V148L258 147V146H260L261 144H258V146H257V143H262V141H261V139H264V138H261V137H258V138H261L260 140H258V141H253V139H254V135L252 134L251 135V137L253 138L252 140L250 139V135H249V128H256V130L255 131H257L258 130V128H259V125L257 124V122H259L260 121V118H259V120H257L258 119V117H260V116H258ZM85 116V117H84ZM69 117H71V118H69ZM122 119L124 118V116L123 117H121ZM58 119V120H57ZM86 119V118H85ZM114 119V120H113ZM253 119H256L255 120V122H256V124H255V122H254V120ZM110 120V122H108ZM116 120H118V121H116ZM73 121V123H75ZM124 121V120H123ZM264 121V119H261V122H263ZM121 122V121H120ZM260 122V123H261ZM123 122H121V124H122ZM108 124H106V125H104L105 126V128H104V130H107V125ZM119 124L120 123H117L115 126L116 127H111V126H109L108 125V127H111V129L110 128H108L109 129V131L111 132H114V130H113V128H116L117 130H119L118 128H117V126H119ZM123 124H125V123H123ZM254 124L256 125V126H254ZM262 124V123H261ZM263 124H264V122H263ZM101 125V126H102ZM113 125V124H112ZM55 126H57L58 127V124H56ZM100 126V127H101ZM103 126V127H104ZM260 126H262L261 127V129H263L264 130V127H263V125H260ZM124 128V127H123ZM59 129V128H58ZM61 129V128H60ZM261 129H259L258 131H259V133L261 132ZM72 130V129H71ZM70 130V131H71ZM103 129H102V132L104 131ZM116 130V131H117ZM253 130V129H252ZM262 130V132H261V134H263L264 135V131ZM68 131V130H67ZM71 132H73V131H71ZM70 132V133H71ZM111 132V133H112ZM66 133H68V132H66ZM70 133H68V135L70 134ZM74 133V132H73ZM105 133H108L107 131H105ZM109 134V133H108ZM260 134V135H261ZM71 136L73 135V134H70ZM257 135V134H256ZM76 138H78V137H76ZM256 138V137H255ZM252 141V143H250ZM228 142H232L231 141V138L230 139H228ZM254 142H257V143H255L253 146H250L251 144H253ZM228 145V144H227ZM263 145H264V143H263ZM263 145L262 146H260V147H258V148H260L261 149V147H263ZM249 147H251V149H252V147L253 148H255V149H252L253 151H251V150H248V149H250ZM264 148V147H263ZM262 148V152H264L263 149ZM228 149H229V147H228ZM230 149H231V153L233 154L234 153V156H235V158H236V153H235V151L233 152L232 151V148L230 147ZM189 151H191V150H189ZM227 151V150H226ZM225 151V152H226ZM229 151V150H228ZM227 151V153H229L230 154V152H228ZM249 151V152H248ZM261 151V150H260ZM201 152V151H200ZM222 152H224V151H222ZM247 152V153H246ZM190 153V152H189ZM209 153H211V154H209ZM226 153V154H227ZM248 153H250V154H248ZM223 154V153H222ZM225 154V153H224ZM231 154V155H232ZM261 154V155H260ZM189 155V154H188ZM206 155H210V157H208V156H206ZM211 155H213L212 156V158H211ZM231 155L229 156V157H231ZM249 155H250V158H252L251 160H249L250 158H249ZM263 155V156H262ZM197 156V155H196ZM200 156V155H199ZM206 156L207 158L205 159L204 157ZM215 156H216V153H215ZM223 156V155H222ZM222 156H220V158L222 157ZM227 156V155H226ZM259 156H262V157H260L259 158ZM205 159V160H203V158ZM238 157V156H237ZM246 157V158H245ZM165 158V157H164ZM189 158H191V157H189ZM214 158H215V160H214ZM222 158H224V157H222ZM233 158V157H232ZM248 158V159H247ZM234 159V158H233ZM260 159V160H261ZM191 160V159H190ZM200 160L203 162V164H202V162L200 163ZM226 160V161H225ZM242 161V162H240V161ZM250 161L249 163H248V161ZM161 161H163V159L161 160ZM215 161V162H214ZM233 161H235V163H233ZM254 162V164H251L252 162ZM164 162V161H163ZM258 163H260L259 162V160L257 161ZM159 163H161V162H159ZM189 163H190V165H189ZM201 164V166L199 165V164ZM246 163L247 164H249V165H251V166H249V165H246ZM258 163H257V165H258ZM203 165V166H202ZM183 166V165H182ZM192 166V168H190ZM200 166V167H199ZM254 166H256V165H254ZM253 166V167H254ZM205 167H204V169H205ZM235 168H237L236 167V165L234 166ZM233 167V168H234ZM244 167V168H243ZM250 168L249 170L250 171H248V172H245L246 171V169L247 168ZM211 168H214V170H210ZM193 170L192 172L190 171V170ZM203 169V170H204ZM245 169V170H244ZM258 169L259 170H262V171H258ZM188 170V169H187ZM205 170V171H206ZM248 170V169H247ZM185 171V170H184ZM214 171V172H213ZM237 171H240L239 172V174H238V172ZM174 172V171H173ZM196 173V174H194V175H191V173ZM237 172V173H236ZM256 172V171H255ZM254 172V173H255ZM260 172V173H259ZM261 172H263V174H262V176H261ZM181 173L184 175V173H183V169L181 168ZM211 173H213L212 175H211ZM244 173H246V174H248L247 176H246V174H244ZM251 173V172H250ZM174 174V173H173ZM206 175V173H203V175ZM258 174H260V176L258 175ZM172 175V174H171ZM182 175V176H183ZM201 175H202V173H201ZM246 176V178H245V176ZM186 176H187V174H186ZM187 176V177H188ZM216 176L214 175L213 177H215L216 178ZM224 176V175H223ZM222 176V178H224ZM258 176V178H256ZM239 177V178H238ZM259 177H261V178H259ZM193 180H192V179ZM201 178L202 179H204L203 180V182L204 181H206L207 180V182H205V183H207V184H203V182H201L202 180H201ZM233 178V179H232ZM251 179L252 181H253V184L250 182V184L248 185L247 183H249V182H247L246 180L247 179ZM248 179V180H249ZM199 180V181H198ZM210 180V179H209ZM197 181V184L195 183ZM211 181V180H210ZM245 181L247 182L246 184L248 185H246V187L245 186H243L242 187V185H244L245 184ZM209 182V183H208ZM213 182H215L214 183V186L216 185V187H214L213 186ZM219 182V183H218ZM239 182H241V185L239 184ZM244 182V183H243ZM261 182V183H260ZM170 184V186H167V185H169ZM216 183H218V184H216ZM180 184V183H179ZM179 184H176L177 186L179 185ZM238 184V185H237ZM175 185V186H176ZM181 185V184H180ZM217 185H219V186H217ZM240 185V188L238 187ZM250 185H252V186H250ZM166 186V187H165ZM176 186V187H177ZM182 186V185H181ZM194 186V185H193ZM256 186V187H257ZM164 187V188H163ZM205 187V186H204ZM203 187V188H204ZM211 187H213V188H211ZM238 187V188H237ZM177 188H179L178 190H182L180 187H177ZM222 188V189H221ZM161 189H162V191H161ZM183 189H184V187H183ZM205 189V188H204ZM210 189H208V190H210ZM242 189H244L243 191H242ZM201 190H203V189H201ZM206 190V189H205ZM205 190H203L204 192H205ZM208 190H206L207 191V193H204L205 194V198H207V196L209 197V194L210 193H213L214 192V190H212L211 192L210 191H208ZM223 190V191H222ZM249 190V191H250ZM175 190L173 189V192H174ZM227 191V192H226ZM248 190H246L245 192H247ZM252 191V192H253ZM164 192V193H163ZM171 192V191H170ZM178 192V191H177ZM215 192H214V194H215ZM244 192V193H245ZM251 192V193H252ZM203 193V192H202ZM227 193V194H226ZM170 194H172V193H170ZM179 194V193H178ZM181 194V193H180ZM179 194V196H180V199H181V195ZM215 194V195H216ZM247 193H245V195H246ZM166 195V196H167ZM241 195V194H240ZM247 195H250V194H247ZM246 195V196H247ZM257 195H259V194H257ZM262 195V194H261ZM132 196V195H131ZM175 196H178L177 194L175 195ZM179 196L178 197H174L173 199L175 200V198H176V200L178 199L179 200ZM204 196V195H203ZM243 196V195H242ZM241 196V197H242ZM240 197V198H241ZM253 197H256V196H253ZM262 197V196H261ZM227 198V199H228ZM144 199V198H143ZM171 199V200H170ZM208 199H213V197L211 198H208ZM138 200V202L139 201H141V202H139V204L138 203H136V201ZM163 200H165V202H163ZM175 200V201H176ZM215 200V199H214ZM213 200V201H214ZM254 200V199H253ZM254 201H256V200H254ZM253 201V202H254ZM157 202V203H156ZM172 202H174V201H172ZM234 202L237 204V202L240 204V206L239 205H237V206H239V207H237V206H235L234 205ZM259 202V201H258ZM261 202V201H260ZM264 202V201H263ZM167 205H166V204ZM177 203H179V201H176L175 202V205L177 204ZM181 204H182V202H180ZM180 203L178 204V205H180ZM255 203V202H254ZM253 203V204H254ZM262 203V202H261ZM161 204L164 206V208H162L161 207ZM246 204V205H245ZM256 204V203H255ZM259 204V203H258ZM263 204V203H262ZM175 205H173L172 204V206L171 207H173V206H175ZM210 205H212V204H210ZM224 205V204H223ZM261 205V204H260ZM177 206V205H176ZM246 206H248L249 207V210H247V207ZM258 206V205H257ZM263 206V205H262ZM214 207H216V205L214 206ZM241 207V210L240 209H238V208H240ZM246 207V208H245ZM255 207V206H254ZM254 207L252 208V210H254ZM211 208H213V206L211 207ZM224 208V207H223ZM226 208V207H225ZM234 208H236V209H234ZM239 210V211H241L242 212V210H243V212H242V214H239V213H241V212H238L237 211V213L239 214V217H240V215H241V217L239 218H237V220L239 219H241V218H243L242 217V215H244L245 213V215L246 216H244V218L243 219H241V225L240 224H238V221L236 220V216H238V214L236 213V210ZM247 210V211H246ZM217 211H218V214L221 212H223V214H221V215H223V216H221L220 214V217L218 216V215H216V213H217ZM231 211H232V213H234L233 215L232 214H230L231 213ZM173 212V213H172ZM211 212V211H210ZM230 212V213H229ZM245 212V213H244ZM251 212H250V214H251ZM167 213L168 214H170V215H172V216H170L169 215V218H171V217H173V216H175V217H177V220H179V219H181L182 217L183 218H185V219H181V221L180 222H178V221H176L175 222V220H176V218L175 217H173L172 219L174 220V222H172L171 220H167V219H169V218H166L168 215H167ZM172 213V214H171ZM174 213H176V214H174ZM214 213V214H213ZM229 213V214H228ZM244 213V214H243ZM191 214V215H190ZM235 214H237V215H235ZM165 215H166V217H165ZM235 215V216H234ZM217 216V217H216ZM251 216V218H249V217ZM258 216V217H257ZM264 216V214H262V217ZM180 217V218H179ZM207 217H209V216H207ZM227 217V218H226ZM233 218V219H232ZM251 219V221H249V222H245L246 221V219H247V221L249 220V219ZM260 218L261 217H259V220H260ZM187 219V220H186ZM229 219V220H228ZM235 219V220H234ZM228 220V222H225V221H227ZM233 220V221H232ZM243 220V221H242ZM245 220V221H244ZM254 220V219H253ZM229 221H230V223H229ZM232 221V222H231ZM246 225V227H247V225L249 226V230L248 229H245L244 227H245V225L243 224V223ZM257 222V221H256ZM178 223H179V225H178ZM247 223H249V224H247ZM258 223H259V221H258ZM261 223V222H260ZM194 224V225H195ZM188 225V226H187ZM193 225V226H194ZM243 225H244V227H243ZM252 225V224H251ZM256 225H258V224H256ZM255 225V227H258V226H256ZM163 227H166V229L165 230H167L168 231V229L170 230L171 229V231H175V233H176V235H173V236H177L176 237V239H174L173 238V236H167V234H165L164 233V230H163ZM238 227H242V228H244L245 230H248V231H244L243 229H242V231H238ZM250 227H251V229H250ZM259 227H262V226H260L259 225ZM53 229V228H52ZM172 229H176V230H172ZM188 229V230H187ZM53 230H55V229H53ZM211 230H212V232H211ZM241 230V229H240ZM262 230V229H261ZM261 230H260V232H261ZM254 231H256V230H254ZM263 231V230H262ZM169 232V231H168ZM199 232V231H198ZM240 232H244V233H242V235H241V233ZM246 232L248 233L249 232V234H247L248 236H245L246 238H244L243 237V239L241 238L242 236H244L245 234H246ZM259 232V231H258ZM264 232V231H263ZM259 233L257 236L260 238H258L257 237V239H258V241L260 240H262L261 239V236L264 234V233ZM55 233V232H54ZM211 233H214L215 235H216V237H217V239L214 237V240H215V242L213 241V243L211 244V242H209V240H210V238H208L207 239V236L209 235V236H211ZM252 233V234H251ZM256 233V232H255ZM238 234V235H237ZM240 234V235H239ZM244 234V235H243ZM167 237H166V236ZM213 235V234H212ZM227 235H230V236H234V238L233 237H231V239H236V240H234V243H235V245H238V244H240V243H238L239 242V240L241 241V245H243V246H240V247H242V248H240L241 249V252L239 251L240 249L236 246V247H233L232 245H230L229 243H227V241H226V243L227 244H229L231 247H233V248H235L236 250V252H234V249L233 248H231L230 246H228V245H226V243L225 244H223L222 243V239L224 238V237H226ZM249 235H251L250 237H249ZM261 235V236H260ZM208 236V237H209ZM229 236V237H230ZM238 236H240L239 238H238ZM254 236H256L255 234H254ZM203 237V238H202ZM212 237V236H211ZM236 237V238H235ZM247 237H249L250 238V240H248L247 239ZM167 238H169V239H167ZM171 238V239H170ZM173 238V239H172ZM189 238H191V237H189ZM193 238V237H192ZM192 238H191V240L190 241H192ZM213 238V237H212ZM226 238H228V236L226 237ZM241 238V239H240ZM246 239V240H245ZM253 239V240H252ZM257 239H256V241L255 242H257ZM194 240V239H193ZM224 240L225 239H223V242H224ZM212 241V240H211ZM229 241V240H228ZM202 242H204L205 244H203ZM208 242L211 244V248H213L214 249V251H212V250H210L209 249V246H207L208 245ZM243 242V243H242ZM188 243V244H187ZM261 243V242H260ZM259 244V243H258ZM257 244V245H258ZM190 245V246H189ZM202 245H204V247L206 248L207 247V249L209 250V252L211 253V255H209V252H208V250L206 251V250H202L201 251V247H202ZM206 245V246H205ZM247 245V244H246ZM45 246H46V244H44V243H42L41 241H39V243H37V247L35 248L36 249V256H35V261H36V264H61V263H59L60 262V260H62L61 259V256L63 255H61V253H60V251H58V250H54L53 252V254H52V252H51V254H48V253H50V252H48V250H49V248H45ZM254 246V245H253ZM191 247V248H190ZM224 247L226 248V249H224ZM43 249V250H42ZM48 249V250H47ZM237 249H239V250H237ZM246 249V248H245ZM44 250H47V251H45L46 253H44V252H42V251H44ZM142 250V251H141ZM249 251V252H251V256H250V253L248 252V254H249V259L250 258H252L253 257V254H252V251ZM50 251H52V250H50ZM63 251V250H62ZM96 251V250H95ZM199 251V252H198ZM200 251H201V253H200ZM206 251V252H205ZM239 251V253H237ZM48 252V253H47ZM129 252V253H130ZM148 254H147V253ZM196 252V253H195ZM232 252H234V253H232ZM241 253V256H243V258H244V254L245 253ZM263 252V255L261 254V256L260 255H258V257L259 258H257V254L253 257V260H256V258H257V260H260V261H258L257 262V264H260L262 261H263V259H260V257L261 258H264V251L262 250V251H260V253H262ZM99 253V252H98ZM98 253H95L94 252V255H93V257L91 256V264H98L99 262L101 263V261L99 260V259H101V257H99L100 255H98ZM117 253H115V254H117ZM195 253V254H194ZM199 253V254H198ZM236 253V258H237V261L235 260V254ZM47 254V255H46ZM93 254V253H92ZM117 254V255H118ZM147 254V255H146ZM202 254V255H201ZM233 254V255H232ZM243 254V255H242ZM247 255V254H246ZM120 256V255H119ZM127 256H128V254H127ZM126 256V257H127ZM240 256V257H241ZM141 257V258H140ZM239 257V258H240ZM248 257V256H247ZM5 258V257H4ZM66 258V257H65ZM124 258V257H123ZM139 258L141 259V260H139ZM126 259V258H125ZM203 259V260H204ZM208 259V260H207ZM241 259H242V257H241ZM245 259L248 261V258H246V256H245ZM6 260V259H5ZM192 260V259H191ZM244 260V259H243ZM253 260H252V262H253ZM4 261V260H3ZM9 261V260H8ZM246 261V263L245 264H249V263H252V262H249V261H251V259L247 262ZM191 262V261H190ZM256 262V261H255ZM254 263V262H253ZM252 263V264H253ZM65 264V263H64ZM192 264H196V263H192ZM242 264H243V262H242ZM254 264H256V263H254ZM262 264V263H261Z\"/></svg>",
	"mask_w": 264,
	"mask_h": 264
},
{
	"label": "crops",
	"instance_id": "3",
	"mask_svg": "<svg viewBox=\"0 0 264 264\" xmlns=\"http://www.w3.org/2000/svg\"><path fill=\"white\" fill-rule=\"evenodd\" d=\"M55 131H57V132H59V133H61V134H63V135H65V136H67V137H69V138H73V139H75V136H69V135H66L65 133H63V132H61V131H58L56 128H55ZM98 132H99V135L103 138V139H106V138H108V136L106 135V134H104L103 132H102V130H100V129H98L97 130ZM86 133V131H83V132H81L79 135H76V136H78V137H80V136H82L83 134H85ZM76 140V139H75ZM182 169H183V173H184V175L182 176V180H181V191H180V195H181V201L180 202H182V204L180 203V205H178L179 203H177L176 205H175V202H172L171 203V206H172V204L173 205H175V206H173V207H168V208H171L170 209V211H175V212H178V210L179 211H181V213L182 214H184L183 216L185 217V216H189V213L191 212H193L192 213V215H195L194 216V218L197 216L198 217V214L197 213H199L201 216H202V222H203V219H204V221H210L209 219L211 218V217H213L214 218V215L212 216V215H209L210 213H212V211L213 212H215L216 210H219V209H215V208H218V206H219V208H221L222 207V209L223 210H221L220 209V211H223V212H225L224 214H226L227 215V211H225V210H227V208H228V206H232V204L233 203H231V201L228 203L227 202V200L226 201H223V197H221L219 194L217 195L216 193L217 192H215V190H216V188H214V189H210V188H208V187H210V186H212L211 184H212V181H209V182H211V184H210V186H208L207 185V187H206V185H204V186H202V185H199V184H201V183H199V184H197V181L195 182L196 184H197V187L195 186V184L189 179V177L190 176H188V174L189 173H187V171L189 172V167H187V166H185V164H183V166H182ZM188 169V170H187ZM185 170V171H184ZM48 171H50V172H53V173H55V170H48ZM186 174H187V176H186ZM45 176H46V173L44 174ZM193 180V179H192ZM199 181V180H198ZM201 182H203V180L201 181ZM205 182H207V181H204L203 182V184L205 183ZM208 182V183H209ZM214 183L215 182H213V186H214ZM98 184V183H97ZM205 184H207V183H205ZM216 184H218V183H216ZM194 185V186H193ZM96 186H98V187H112V188H116L114 191L115 192H113V195H112V193H110V191H107V192H105V193H103L102 194V196L100 197L102 200H107V203H105V201L103 202V206H102V209H101V211L103 212V219L100 221V222H102L103 220H109L110 218V216H109V214H113V212L112 211H114V209H115V207H118L123 201H126L127 200V198L128 197H130V196H128L127 197V195L125 196L124 194L125 193H123L122 194V191L120 190V189H123V188H125V183H120V182H114V181H110L109 183H107L106 181H103V182H100V184L99 185H96ZM217 186H219V185H217ZM183 187H184V189H183ZM206 189V190H208V189H210V190H208V191H212V190H214V192H215V194H214V192L213 193H210L209 194V197L207 196V198H205V194L204 193H207V191L204 189V188ZM214 187H216V185L214 186ZM219 187H221V185L219 186ZM219 187H217L218 189L216 190V191H218V190H220V188ZM211 188H213V187H211ZM201 189H203V190H205V192L203 191V190H201ZM222 189V188H221ZM117 190V191H116ZM157 191V190H156ZM156 191H155V193H156ZM221 191V190H220ZM223 191V190H222ZM203 192V193H202ZM227 192V191H226ZM121 193V195H119ZM142 194H144V196L147 194V193H142ZM177 194V193H172V195H170L169 197H172V200H173V198L175 197V195ZM208 194V193H207ZM227 194V193H226ZM119 195V196H118ZM204 195V196H203ZM223 195V194H222ZM147 196V195H146ZM169 197H168V199H169ZM212 198L213 197V199L211 200V199H208V198ZM99 198V199H100ZM215 199V200H214ZM232 199V198H231ZM171 200V199H170ZM214 200V201H213ZM174 201V200H173ZM228 203V204H230V205H226V203ZM210 204H212V205H210ZM224 204V205H223ZM216 205V207H214ZM218 205V206H217ZM213 206V208H211ZM221 206V207H220ZM224 207V208H223ZM226 207V208H225ZM234 209H236V208H234ZM211 211V212H210ZM223 212L221 213H219L220 215L221 214H223ZM230 213V212H229ZM228 213V214H229ZM236 213H237V210H236ZM214 214V213H213ZM218 214V211H217V213H216V215H218L219 217H220V215ZM223 214V215H224ZM230 214H234V213H232V211H231V213ZM191 215V214H190ZM191 215V216H192ZM223 215H221V216H223ZM191 216H189L190 218H188L189 220L191 219V221H192V219L193 218H191ZM207 216H209V217H207ZM211 216V217H210ZM217 217V216H216ZM186 218V217H185ZM185 218H183L182 217V220L183 219H185ZM227 218V217H226ZM196 219V218H195ZM195 219H193V221H192V223H188L187 222V224L188 225H190L191 226V228L189 227V230L187 231V234H188V237H187V240H188V243L189 242H192L191 243V246H192V250H193V247H194V245H197L199 242L198 241H204L205 243L207 242V241H205V239H206V235L209 233V235H210V230L208 229V233H207V230H206V227H204L203 228V224H201V221L200 222H198L199 221V219L201 220V217L199 218H197L196 220V222H197V225L199 224L200 225V227L199 228H202V229H204V230H206V233L207 234H204V238L205 239H201L200 240V234L199 233H201V231H204V230H202L201 229V231L199 230V228H197L198 226L195 224V222H194V220ZM206 219V220H205ZM215 219V218H214ZM91 220V219H90ZM100 222H98L97 224H96V226L98 227V224L100 223ZM108 223H109V225H112L113 224V219H112V221H107ZM204 224H205V226H207L206 225V222H203ZM195 224V225H194ZM187 225V226H188ZM194 225V226H193ZM197 226V227H196ZM199 231V232H198ZM211 232H212V230H211ZM202 233H204V232H202ZM201 233V234H202ZM213 234V235H212ZM208 235V236H209ZM207 236V239L208 238H210V240H209V242H211V244L213 243V241L215 242V240H214V237L217 239V237H216V235L214 234V233H211V236L213 237H211V236H209L208 237ZM189 237H193L192 238V241H190L191 240V238H189ZM195 237L197 238V244H195L196 243V241H195ZM200 237V238H199ZM202 237V238H203ZM194 239V240H193ZM212 240V241H211ZM204 242H202L203 244H205ZM208 242V245L207 246H209V249L210 250H212V251H214V249L213 248H211V244ZM187 243V244H188ZM190 244V243H189ZM207 244V243H206ZM198 245H201V244H198ZM197 245V246H198ZM190 246V245H189ZM206 246V245H205ZM199 247V246H198ZM191 248V247H190ZM207 249V247L205 248L204 247V245H202V247H201V251L203 250H206ZM208 250V249H207ZM206 250V251H207ZM189 251H191V249L189 250L188 249V253L190 254L188 257L190 258V257H192L193 258V256L194 255H192ZM201 251H200V253H201ZM202 251V252H203ZM205 251V252H206ZM199 252V251H198ZM208 252H209V250H208ZM211 252V251H210ZM209 252V255H211V253ZM196 253V252H195ZM194 253V254H195ZM191 258V259H192ZM190 259V261H189V259H188V261H187V263L186 264H192V263H195V261H193V260H191ZM208 260V259H207ZM209 262V264H210V260H208ZM207 264V263H206Z\"/></svg>",
	"mask_w": 264,
	"mask_h": 264
}]
</instances>
